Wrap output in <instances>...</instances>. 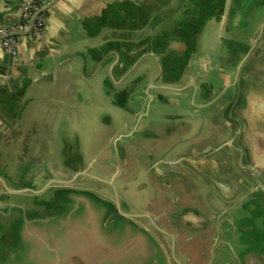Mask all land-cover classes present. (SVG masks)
I'll return each instance as SVG.
<instances>
[{"label":"water","instance_id":"1","mask_svg":"<svg viewBox=\"0 0 264 264\" xmlns=\"http://www.w3.org/2000/svg\"><path fill=\"white\" fill-rule=\"evenodd\" d=\"M27 1L0 0V26ZM49 7L13 34L27 35ZM112 8L99 33L149 21H105ZM225 8L219 24L207 19L191 34L179 25L153 50L95 60L93 75L126 92L108 95L96 116V145L78 132L76 159L38 165L34 184H16L23 175L0 165V264H264V0ZM120 105L121 123L112 113ZM208 112L223 138L206 139L197 125L189 147L190 126Z\"/></svg>","mask_w":264,"mask_h":264},{"label":"crops","instance_id":"2","mask_svg":"<svg viewBox=\"0 0 264 264\" xmlns=\"http://www.w3.org/2000/svg\"><path fill=\"white\" fill-rule=\"evenodd\" d=\"M228 1L46 0V3H50V7L46 14L47 27L43 37L40 40H22L18 45L17 57L0 46V111L5 119L0 118V138L13 132L18 126L20 117L23 115L22 112L20 113L22 104H25L24 111L27 114L29 108H35V104L47 101L48 103H43L38 107L44 108L42 112L35 109L32 114L62 117L61 130L68 132L70 137L73 135L77 137L78 132L84 131V136L82 134L85 139L84 144H90L91 147L96 145L99 129H97L99 124L96 119L99 115L98 109L106 105L107 101L110 102L112 98L109 96L118 91L109 87L110 79L93 75L95 60L101 58L105 51L110 49L119 48L129 52L132 49L139 50L140 47L143 49L146 43V46L153 50L159 44L160 37L163 36L165 30H167L166 35H175L179 25L184 33L190 30L191 34L194 28L199 29L202 21L205 23L209 19L214 24L215 21L218 23V19H221V14L226 9L225 3ZM108 5H113V12L108 11L105 14L107 15L105 21H109L110 17L111 20L136 25L147 18L149 21L145 29L142 31L105 29L99 33V27L105 22L98 17L103 8ZM19 17L20 11L9 14L5 24L15 23ZM201 27L203 31L204 24ZM231 46V44L228 45L229 54H231ZM234 54L237 59V50ZM82 56L87 60L88 76L83 71ZM224 57H221L220 62L224 63ZM221 70L224 74L229 72ZM232 77L233 74L228 73L226 82L231 81ZM125 85L127 84L118 85L119 90L122 91L118 93L125 94ZM127 94L129 95L128 91ZM128 95L123 106L127 105V99L130 98ZM175 100L177 101V98ZM83 101L87 102L84 107L81 106ZM118 107L112 109V113L120 117L121 123L125 117V108L122 109L121 105ZM12 109L16 113L19 110L16 116L13 115ZM188 114L191 117V112ZM206 116L201 124L199 120L198 123L196 120L195 126L193 125L192 128L190 126L192 137L190 136L188 142L189 147L193 145V136H195V130L197 133L199 125L202 126V131L204 129L203 136L206 139L212 138L217 142L223 138L222 121L220 120L218 124L217 116L213 117L210 112ZM192 120L194 121V118ZM26 124L23 129L26 128ZM57 126L58 124L48 121V131L52 133L47 140L49 147L55 140L60 148L65 143L61 136L59 138L53 133L59 130ZM111 154L115 157L112 151ZM122 155L123 160L127 162L129 159L127 151L122 150ZM56 159L52 164H48L51 168L54 164L62 163V160ZM6 162L7 159L0 157V165ZM38 163L39 161L30 163L31 165L20 174L28 178L37 177L34 168L41 165Z\"/></svg>","mask_w":264,"mask_h":264},{"label":"rangeland","instance_id":"3","mask_svg":"<svg viewBox=\"0 0 264 264\" xmlns=\"http://www.w3.org/2000/svg\"><path fill=\"white\" fill-rule=\"evenodd\" d=\"M213 27H215V25ZM84 102L85 101H83V105H81L82 107H84V105L87 103ZM43 103L48 102L42 101L35 104V108H29L27 114L26 111L23 110L25 104H22L20 106V111L23 110V115L20 117L21 119L18 123V126L13 130V132H9L5 137L3 136L0 138V157L7 159L6 163H8L9 168H15V171L18 173H23L27 165H31L30 163L32 162L39 161L38 164H52L57 158L56 160H62V162L68 164L67 158H70L71 156L72 159H76V156L78 155V146L76 142L77 137L76 135L70 137L68 132L61 130L62 117H49V115L32 114L35 109L39 112H42L44 108L38 107H40ZM106 110V107H102V110H98V113L105 112ZM102 117L104 118L105 116ZM49 120L58 124L57 127L59 130L53 132L54 135L59 138L61 136V138L65 140V143L61 148L56 145V140L51 142L52 145L50 147L47 143L50 135H52V133L48 131ZM25 124L27 126L25 129H23ZM81 142H83V140H81ZM45 160L47 161L42 162ZM40 176H44V174H40ZM14 182H16V184H26V182L34 184L37 181H35L33 178L23 176L21 179H18V181Z\"/></svg>","mask_w":264,"mask_h":264},{"label":"built area","instance_id":"4","mask_svg":"<svg viewBox=\"0 0 264 264\" xmlns=\"http://www.w3.org/2000/svg\"><path fill=\"white\" fill-rule=\"evenodd\" d=\"M45 3L46 0H43L40 4L37 0H28L16 23L0 26V46L5 51L17 57L19 53L18 45L22 40H40L43 37L47 27L45 12L37 16L31 31L27 35H14L13 33L25 31L29 27L33 15L39 11Z\"/></svg>","mask_w":264,"mask_h":264},{"label":"trees","instance_id":"5","mask_svg":"<svg viewBox=\"0 0 264 264\" xmlns=\"http://www.w3.org/2000/svg\"><path fill=\"white\" fill-rule=\"evenodd\" d=\"M43 0H37V2L40 4ZM47 14V11L45 12V15Z\"/></svg>","mask_w":264,"mask_h":264}]
</instances>
